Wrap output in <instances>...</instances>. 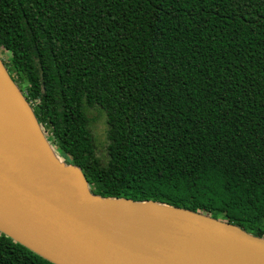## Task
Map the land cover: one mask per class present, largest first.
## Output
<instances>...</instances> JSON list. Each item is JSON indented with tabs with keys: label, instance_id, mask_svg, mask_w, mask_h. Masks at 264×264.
Here are the masks:
<instances>
[{
	"label": "trees",
	"instance_id": "16d2710c",
	"mask_svg": "<svg viewBox=\"0 0 264 264\" xmlns=\"http://www.w3.org/2000/svg\"><path fill=\"white\" fill-rule=\"evenodd\" d=\"M0 50L92 193L264 237V0H0ZM0 264L52 263L0 233Z\"/></svg>",
	"mask_w": 264,
	"mask_h": 264
},
{
	"label": "water",
	"instance_id": "95a60500",
	"mask_svg": "<svg viewBox=\"0 0 264 264\" xmlns=\"http://www.w3.org/2000/svg\"><path fill=\"white\" fill-rule=\"evenodd\" d=\"M0 233L52 264H264V237L236 225L92 193L1 58Z\"/></svg>",
	"mask_w": 264,
	"mask_h": 264
},
{
	"label": "rangeland",
	"instance_id": "374dc122",
	"mask_svg": "<svg viewBox=\"0 0 264 264\" xmlns=\"http://www.w3.org/2000/svg\"><path fill=\"white\" fill-rule=\"evenodd\" d=\"M8 57L9 54L7 52L0 50V58L4 64L7 62ZM87 116L91 118L90 128L94 136L97 155L103 158L105 156V147L107 142L104 115L98 109H93L90 110L89 115L87 113Z\"/></svg>",
	"mask_w": 264,
	"mask_h": 264
}]
</instances>
